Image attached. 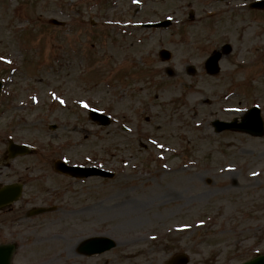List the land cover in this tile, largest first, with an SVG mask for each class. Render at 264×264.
I'll list each match as a JSON object with an SVG mask.
<instances>
[{
  "label": "rangeland",
  "instance_id": "374dc122",
  "mask_svg": "<svg viewBox=\"0 0 264 264\" xmlns=\"http://www.w3.org/2000/svg\"><path fill=\"white\" fill-rule=\"evenodd\" d=\"M252 1L0 0V137L40 153L13 163L10 181L34 174L0 213L12 264H166L182 253L239 264L264 252V135L211 127L253 106L264 122V12L247 10ZM166 19L167 29L138 26ZM89 108L112 124H92ZM55 159L115 177L74 180ZM97 236L115 248L77 253Z\"/></svg>",
  "mask_w": 264,
  "mask_h": 264
},
{
  "label": "water",
  "instance_id": "95a60500",
  "mask_svg": "<svg viewBox=\"0 0 264 264\" xmlns=\"http://www.w3.org/2000/svg\"><path fill=\"white\" fill-rule=\"evenodd\" d=\"M250 8L256 9H263L264 10V0L257 1L250 5ZM51 24L55 25H62L57 21L51 20ZM170 24V21H165L162 23H154V24H146L143 25L145 28H159L163 27L166 28ZM159 57L167 61L170 58V53L166 50H160L158 53ZM219 59L218 54H214L211 56L207 61V69L210 73L215 72L217 70V62ZM189 74L194 73V69L189 67L188 69ZM168 76L172 75V71L167 69ZM89 120L95 123L98 126H108L110 124V119L108 116L100 114L94 110H90L88 112ZM212 126L215 129V133H220L223 131H234L240 132L244 134H248L254 137H261L264 133L263 122L260 118V112L257 108H252L246 112V114L240 119L238 123L237 120H233L232 122H221V121H214ZM11 156L17 155H24L28 153V150L25 146H10ZM54 168L58 172L66 174L73 178L84 179L91 176H99L105 177L108 179L113 178L114 174L100 170L98 168H91V167H72L66 166L64 163L57 161L54 163ZM20 195V188L18 186H6L0 190V204H8L16 200ZM44 212V209H38L37 211L33 212V214ZM115 246V243L109 238H90L83 241L78 247V253L83 256H93V255H100L106 251H109ZM15 250L13 245H0V264H10V259L12 254ZM188 258L183 255L177 256L167 264H187ZM242 264H264V255H258L254 259L247 261Z\"/></svg>",
  "mask_w": 264,
  "mask_h": 264
},
{
  "label": "flooded vegetation",
  "instance_id": "af4514ba",
  "mask_svg": "<svg viewBox=\"0 0 264 264\" xmlns=\"http://www.w3.org/2000/svg\"><path fill=\"white\" fill-rule=\"evenodd\" d=\"M6 143H0V186L3 184L10 183V177L12 173H15V166L11 165V162L6 160L7 158ZM33 172H25L23 178H17L13 180L14 182H20L25 186L26 175ZM10 181V182H9ZM13 210L17 211L18 208L14 207ZM0 213H3L1 211Z\"/></svg>",
  "mask_w": 264,
  "mask_h": 264
}]
</instances>
